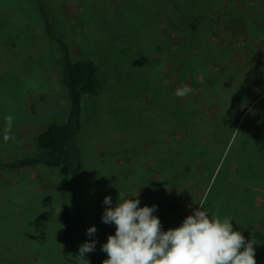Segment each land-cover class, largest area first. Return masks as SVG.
<instances>
[{
    "label": "rangeland",
    "instance_id": "rangeland-1",
    "mask_svg": "<svg viewBox=\"0 0 264 264\" xmlns=\"http://www.w3.org/2000/svg\"><path fill=\"white\" fill-rule=\"evenodd\" d=\"M50 1L71 54L93 57L104 76L83 99L74 253L95 240L83 259L102 264L115 225L101 217L119 193L137 192L162 231L203 200L210 217L254 238L264 264V0ZM42 23L36 0H0V161L35 152L46 124L68 113ZM182 85L192 89L183 98ZM58 177L45 165L0 169V264H69Z\"/></svg>",
    "mask_w": 264,
    "mask_h": 264
},
{
    "label": "clouds",
    "instance_id": "clouds-1",
    "mask_svg": "<svg viewBox=\"0 0 264 264\" xmlns=\"http://www.w3.org/2000/svg\"><path fill=\"white\" fill-rule=\"evenodd\" d=\"M191 91L182 85L175 95L183 98ZM13 120L12 115L5 117V142L14 138ZM135 197L124 199L119 193L121 202L114 208L107 207L101 217L103 223L115 225V234L101 246L108 257L102 264H256L254 238L246 241L240 231L233 230L228 217H210L202 210L203 200L180 226L162 231L159 218L153 215L156 206L138 207L140 201ZM103 203L111 205V197L106 196ZM95 232V226L87 229L88 236ZM95 243L82 244L78 256L84 260L85 253L95 250Z\"/></svg>",
    "mask_w": 264,
    "mask_h": 264
},
{
    "label": "trees",
    "instance_id": "trees-1",
    "mask_svg": "<svg viewBox=\"0 0 264 264\" xmlns=\"http://www.w3.org/2000/svg\"><path fill=\"white\" fill-rule=\"evenodd\" d=\"M42 16V31L54 61L59 77L65 87L69 109L66 119L49 121L37 135L35 152L22 157L0 161V169H17L45 165L59 169L57 193L61 210V256L69 264H83L74 253L77 232V204L72 194L73 181L83 164L79 138L82 130L83 99L86 95H97L104 88V76L93 57L75 58L68 41L57 27V15L50 0H36ZM29 16V15H28ZM195 25V22H191Z\"/></svg>",
    "mask_w": 264,
    "mask_h": 264
}]
</instances>
